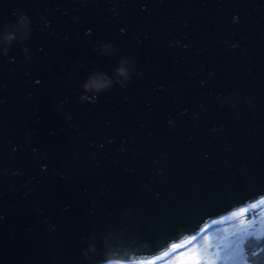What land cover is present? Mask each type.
<instances>
[{
  "label": "water",
  "instance_id": "obj_1",
  "mask_svg": "<svg viewBox=\"0 0 264 264\" xmlns=\"http://www.w3.org/2000/svg\"><path fill=\"white\" fill-rule=\"evenodd\" d=\"M264 199V0H0V264L148 261Z\"/></svg>",
  "mask_w": 264,
  "mask_h": 264
},
{
  "label": "rangeland",
  "instance_id": "obj_2",
  "mask_svg": "<svg viewBox=\"0 0 264 264\" xmlns=\"http://www.w3.org/2000/svg\"><path fill=\"white\" fill-rule=\"evenodd\" d=\"M263 204H264V200H261L252 207H257ZM243 212L244 210L233 212L228 216L214 220L207 227V229H205L200 235L191 238L181 244H177L165 256H159L157 258L150 259L148 261H145V263L150 264L152 262L155 263L160 259H166L162 264H198L202 258L204 260L210 259V262L213 259H218L219 261H224L223 262L224 264L231 263L229 257L236 255V251L233 248L234 247L233 242L238 241L237 238L240 237V234L236 235L237 237H234L233 239L227 242H226V237L234 231H239L243 229L242 224L240 222H236L240 219L239 216ZM231 222H236V223L231 225L229 224ZM216 225H220V227L218 228V230L213 231V228ZM260 225L263 226L264 224L261 223ZM253 228L254 226L252 225L249 230H252ZM206 232L208 233L206 234ZM221 243L223 245L222 248H220L219 246L221 245ZM142 262H136V263H142ZM111 264H126V263L111 262Z\"/></svg>",
  "mask_w": 264,
  "mask_h": 264
},
{
  "label": "flooded vegetation",
  "instance_id": "obj_3",
  "mask_svg": "<svg viewBox=\"0 0 264 264\" xmlns=\"http://www.w3.org/2000/svg\"><path fill=\"white\" fill-rule=\"evenodd\" d=\"M256 203L234 211L238 212L244 210V212L239 216L240 219L236 221L242 224L243 229H241L242 231H234L226 237L227 242L234 237H237L236 235L240 234V237L237 238L238 241L233 242V248L236 251V255L229 257L231 260V263L229 264H264V225H260L261 223L264 224V221H262L264 220V204L252 207ZM236 222H231L229 224L232 225ZM252 225L254 228L249 230ZM219 227L220 225H216L213 228V231L218 230ZM219 246L222 248V243ZM223 262L224 261H219L218 259H213L210 262V259L204 260L202 258L198 264H221Z\"/></svg>",
  "mask_w": 264,
  "mask_h": 264
},
{
  "label": "trees",
  "instance_id": "obj_4",
  "mask_svg": "<svg viewBox=\"0 0 264 264\" xmlns=\"http://www.w3.org/2000/svg\"><path fill=\"white\" fill-rule=\"evenodd\" d=\"M165 260L166 259H160L159 261H156L155 263L152 262L150 264H162ZM132 264H147V263H145V261H144L142 263H132ZM221 264H224V263H221Z\"/></svg>",
  "mask_w": 264,
  "mask_h": 264
},
{
  "label": "built area",
  "instance_id": "obj_5",
  "mask_svg": "<svg viewBox=\"0 0 264 264\" xmlns=\"http://www.w3.org/2000/svg\"><path fill=\"white\" fill-rule=\"evenodd\" d=\"M211 224V222L209 223V224H207L204 228H203V230L200 232V234L205 230V229H207V227L209 226ZM208 232H206V234H207ZM199 234V235H200Z\"/></svg>",
  "mask_w": 264,
  "mask_h": 264
},
{
  "label": "bare ground",
  "instance_id": "obj_6",
  "mask_svg": "<svg viewBox=\"0 0 264 264\" xmlns=\"http://www.w3.org/2000/svg\"><path fill=\"white\" fill-rule=\"evenodd\" d=\"M117 263H121V262H117Z\"/></svg>",
  "mask_w": 264,
  "mask_h": 264
},
{
  "label": "clouds",
  "instance_id": "obj_7",
  "mask_svg": "<svg viewBox=\"0 0 264 264\" xmlns=\"http://www.w3.org/2000/svg\"><path fill=\"white\" fill-rule=\"evenodd\" d=\"M110 264H111V262H110Z\"/></svg>",
  "mask_w": 264,
  "mask_h": 264
}]
</instances>
